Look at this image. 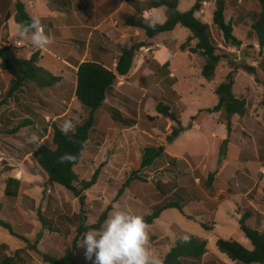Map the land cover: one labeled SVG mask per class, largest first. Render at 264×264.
Masks as SVG:
<instances>
[{"label":"rangeland","instance_id":"1","mask_svg":"<svg viewBox=\"0 0 264 264\" xmlns=\"http://www.w3.org/2000/svg\"><path fill=\"white\" fill-rule=\"evenodd\" d=\"M196 1L199 8L202 1L211 2L203 14L195 13L201 22L211 25L215 0H178L177 9L185 12ZM224 1L225 21L232 19V33L241 44L226 45L213 25L210 32L216 47L228 54L229 61L256 68L255 75L240 69L234 73L232 92L244 101L245 115L231 117L229 134L222 113L200 117L196 122L190 120L199 109L216 104L213 91L229 68L227 61L222 60L216 66L212 81L201 78L204 59L199 54L188 53L187 49L182 52L179 49L189 35L188 30L177 26L154 37L157 46L165 45L171 54L169 66L164 69L156 67L157 61L154 59L151 63L145 54L147 47L155 42L143 34L132 38L130 44L143 43L145 47L134 52L129 73L116 79L107 99L95 112L93 131L74 170L79 179L88 180L99 169L95 185L84 192L83 207L69 191L47 182L31 158L30 153L37 146L26 142V136L35 132L39 142L50 147L53 124L58 126L74 117L82 122L86 118L74 98V70L59 68L46 59L45 50H56L51 45L37 50L42 56L36 63L46 69L40 78L47 80L51 75L55 79L52 85L24 88L23 94L18 92L0 105V220L6 221L16 235L26 238L30 246L0 227V261L10 256L14 257V264H44L40 253L61 254L70 247L78 231L81 209L84 211L82 225L90 226L107 206L111 207L108 214L113 205H119L144 216L154 206L179 198L184 201L182 213L175 208L166 209L150 225L151 250L161 260L174 240L186 235L206 242V254L200 264H234L218 252L217 238L233 239L251 248L241 238L238 219L240 211L250 206L259 216L248 220L247 225L259 231L264 229V50L260 51L251 29L252 17L260 13L261 5L259 0ZM141 4L147 8L146 1ZM25 7L30 13V8ZM38 10L40 14L47 12L44 6ZM151 11L150 17L161 16L165 21L164 8ZM123 44L127 49L130 47L127 41ZM94 51H88L85 57L84 51L77 49L74 57L77 62H83L92 59ZM114 57L109 56L107 68H112ZM200 80L203 82L199 84ZM7 83V77H0L1 92ZM2 98L0 95V101ZM159 102L174 105L180 112L181 125H191L190 130L182 132L171 143H166L165 137L174 123L156 113ZM24 120L28 125L21 127ZM148 146H161L174 161L156 160L136 174L140 179L133 178L123 187L138 169L143 149ZM221 153L224 156L219 164ZM18 173L21 177L17 196L4 195L5 180L14 179ZM212 173L209 184L207 178ZM201 225L210 230H204ZM87 231L77 240L74 264H92L85 257V249L79 246Z\"/></svg>","mask_w":264,"mask_h":264},{"label":"trees","instance_id":"2","mask_svg":"<svg viewBox=\"0 0 264 264\" xmlns=\"http://www.w3.org/2000/svg\"><path fill=\"white\" fill-rule=\"evenodd\" d=\"M148 9H156L163 7L165 11V22L162 25H157L155 29L148 27L143 17L127 18L124 21L125 26L138 28L143 31L147 38L163 33L170 32L175 27L180 26L189 31V35L185 42L179 46L180 51L187 49L188 53L194 55L199 54L204 63L200 70V76L207 82L212 81L216 66L222 60H226L229 72L224 79L215 87L213 93L217 99L216 104L212 108L199 109L197 113L190 118L191 121L196 122L200 117L207 116L214 113H222L225 122V130L227 134L230 133L232 116L237 115L243 117L246 113V106L244 101L236 98L232 92L234 84V73L237 70H242L246 74L255 75L256 68L245 63H233L228 60V54L219 50L212 38L210 26H215L221 33L223 42L226 45L236 47L241 43L232 33V19L225 21L226 4L224 0H215V8L212 13L211 25L201 22L195 17V13L199 9V2L196 1L194 5L185 12L178 11V0H145ZM261 10L258 15H253L251 29L256 35L257 45L260 51L264 50V0H259ZM14 15V20L19 22H30V17L24 11L23 4L15 2L11 6L10 15ZM145 47L143 43L132 44L128 49H121L120 54L116 59L114 68L108 69L102 63L96 61H83L74 66V98L79 104L80 108L85 112L86 118L80 122L75 128V132L69 133L65 136L59 126L53 124L51 146H46L40 143V147H36L30 154L35 164L47 177V182L63 187L71 193L77 200L80 207L85 205L84 192L95 185L99 169H96L88 180L79 179L75 173V167L79 164L82 153L85 151L86 144L90 139L91 132L94 125V114L103 105L108 93L112 89L117 78L125 77L131 67L134 59V52L139 48ZM19 48L10 45L0 46V72L8 78V83L0 95L3 98L0 105L4 101L14 98V96L21 92L23 94L24 88H48L52 85L54 78L49 75L47 80L40 78V74L45 72V68L36 65L37 54L32 53L29 59H23L18 56ZM169 66L166 62L159 69H164ZM49 74V73H47ZM45 74V75H47ZM33 90V89H32ZM155 111L160 116L168 119L174 123L170 132L165 137L166 143H171L182 132L191 128L189 124L183 127L180 122V112L174 105H166L161 102L155 106ZM113 116L119 118L115 110H111ZM121 120V119H120ZM21 127H26L28 121L24 120ZM20 127V126H19ZM18 128V127H17ZM15 132V131H14ZM64 153H70L76 156L73 163H60L59 157ZM223 153L219 156V164L223 159ZM166 158L169 161H174V158L164 153L161 146H148L143 149L142 156L138 169L134 171L128 181L123 185L125 187L129 180L140 179L138 173L150 167L156 160ZM213 174L208 175L209 184L213 180ZM18 180L7 178L5 180V187L3 194L9 197L17 196ZM122 190L118 192L121 193ZM264 192V184L262 187ZM184 201L178 200L169 201L164 205L154 206L150 213L144 215L143 218L149 225L158 219L159 215L169 208H175L182 213ZM111 210L107 206L104 211L100 213L97 221L90 226H83L82 222L84 211L81 209L78 219L80 226L72 240L70 247L66 248L61 254L56 252L40 253V258L44 264H74V255L77 245V240L81 233L98 229L104 220L107 219L108 212ZM259 216L258 213L250 206L245 207L240 211L238 219V230L241 238L248 242L250 249L244 247L238 241L233 239L217 238L215 246L218 252L224 254L234 264H264V229L259 231L247 225V221L251 218ZM0 227L5 229L9 235L18 238L24 242L25 246H30L29 241L16 235L11 226L6 222L0 220ZM201 227L209 231L210 229L204 225ZM187 242L183 238H177L170 246L168 252L163 256V264H200V261L206 254V242L194 236L186 235ZM2 247H5L3 244ZM0 264H14V257L6 256Z\"/></svg>","mask_w":264,"mask_h":264},{"label":"crops","instance_id":"3","mask_svg":"<svg viewBox=\"0 0 264 264\" xmlns=\"http://www.w3.org/2000/svg\"><path fill=\"white\" fill-rule=\"evenodd\" d=\"M17 1L23 4L25 12V6L30 8L31 12H26L30 18L39 16L46 33L54 38L51 46L56 50L48 52L45 50L44 52L48 53L46 59L59 68H71L74 71L76 70L74 66L82 62H77L74 57L77 49L84 51L85 57L88 51L95 50L92 59L83 61H96L105 67L106 61L110 60L109 56H115L112 68H108L113 69L120 50L127 49L123 42L127 41L131 46L132 38L144 35L138 28L125 26V19L143 17L144 11L150 17L151 10H155L142 8L141 3L145 0H0V46L10 45L19 48L18 56L26 60L32 53L38 55L37 59H41L42 53L33 49L28 40L20 41L17 37L13 38L16 36L12 34L16 22L10 11L12 4ZM39 6L46 7L47 12L40 14ZM155 36L152 38L145 36L150 42H155L147 47L149 49L145 54L149 56L151 63L155 59L157 61L154 62L155 66L160 67L166 62L170 63L171 54L165 45L157 46ZM29 45L30 49L27 48ZM37 66L42 67L39 64ZM0 77H3L1 72ZM202 82L200 80L199 84ZM73 85L75 87V80Z\"/></svg>","mask_w":264,"mask_h":264},{"label":"clouds","instance_id":"4","mask_svg":"<svg viewBox=\"0 0 264 264\" xmlns=\"http://www.w3.org/2000/svg\"><path fill=\"white\" fill-rule=\"evenodd\" d=\"M148 27L155 29L165 21L161 16L149 17L144 14ZM15 35L20 41L28 40L35 50H43L54 43V38L46 33L39 16H32L30 22H19ZM80 123L78 117L65 119L58 126L68 136L75 132ZM26 142L40 147L39 136L33 132L26 136ZM76 156L64 153L59 157L60 163H73ZM187 242L188 237H183ZM80 247L85 249V257L92 264H163V261L151 250L150 225L143 216L134 214L113 205V210L98 229L83 234Z\"/></svg>","mask_w":264,"mask_h":264},{"label":"built area","instance_id":"5","mask_svg":"<svg viewBox=\"0 0 264 264\" xmlns=\"http://www.w3.org/2000/svg\"><path fill=\"white\" fill-rule=\"evenodd\" d=\"M211 4V2H207V1H202L201 2V7L198 9V11L196 12V13H198V15H201V14H203L204 13V9L205 8H207L209 5ZM145 13H147V12H143V17H144V14ZM149 15V14H148ZM0 170H1V164H0ZM20 177H21V175H20V173H18L15 177H14V179H16V180H20Z\"/></svg>","mask_w":264,"mask_h":264}]
</instances>
